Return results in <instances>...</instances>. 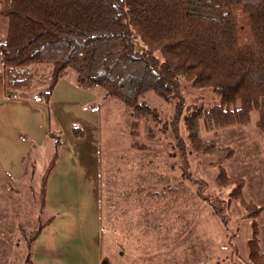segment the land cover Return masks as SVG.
Returning a JSON list of instances; mask_svg holds the SVG:
<instances>
[{
	"label": "trees",
	"instance_id": "1",
	"mask_svg": "<svg viewBox=\"0 0 264 264\" xmlns=\"http://www.w3.org/2000/svg\"><path fill=\"white\" fill-rule=\"evenodd\" d=\"M0 14L8 20L7 32L0 36L8 97H21L42 85L37 97L49 103L58 81L72 68L78 84L102 86L104 99L122 102L131 116L134 147L149 148L138 141L141 136L153 139L171 129L186 163L185 177H190L189 146L219 159L235 153L231 146L203 138V123L215 131L248 124L257 112L264 138V0H0ZM183 79L194 88H210L213 103L206 107L200 96L186 102ZM149 91L165 100L176 98L172 119H163L148 102ZM73 131L84 135L78 125ZM48 135L55 140V150L42 177L41 207L62 145L60 130L50 126ZM216 178L230 189L226 202L206 194L203 181L199 196L226 227L233 201L246 209L252 226L250 258L264 264L258 221L264 207L246 198L244 177L230 175L220 164ZM163 193L148 192L154 197ZM52 219L30 231L21 227L29 246L23 264H32V244ZM100 264L113 263L103 257Z\"/></svg>",
	"mask_w": 264,
	"mask_h": 264
},
{
	"label": "rangeland",
	"instance_id": "2",
	"mask_svg": "<svg viewBox=\"0 0 264 264\" xmlns=\"http://www.w3.org/2000/svg\"><path fill=\"white\" fill-rule=\"evenodd\" d=\"M68 75L76 78L75 70L70 68ZM96 88L105 92L102 86ZM182 92L188 103L197 96L201 97L206 107L214 101L210 88H194L184 79ZM146 99L160 111L163 119H172L176 98L165 100L149 91ZM106 105L102 111L105 134L116 137V150H120L123 140H129L130 143H125L122 153H111L113 160L118 161L112 169L114 182H110L104 159V205L111 206L112 210L116 205L113 201L122 200L125 194L127 198L130 197L131 191L134 193L137 187L147 192V196L141 192L140 210L147 211L148 215V245L140 253V259L127 258L120 264H254L249 248L251 218L247 216L246 209L233 201L228 207L230 222L226 227L213 214L210 204L199 196L198 185L203 181L206 194L226 202L230 189L221 187L216 178L218 165L221 164L230 175L244 177V195L264 207V138L256 124L257 112H253L248 124L227 125L216 129V132L206 129L203 123V138L214 139L220 146H231L235 153L230 158L219 159L217 156L198 153L189 146L191 151L188 148L187 157L190 177H185L183 172L186 163L171 129L165 135L153 139L141 136L138 141L147 143L149 148L140 150L132 145L131 116L122 112V102L113 99ZM182 128L186 137L184 126ZM187 142L189 144L188 139ZM43 174L44 169L28 178L26 186L15 183L14 189L18 194L10 189H0V264H23L26 258L29 248L27 236L22 234L18 224L30 231L48 218V213L39 215ZM159 189L164 191L161 200L150 198L154 196H149L148 192ZM16 195L18 198H15ZM114 212L119 216L117 207ZM150 213L153 214V220L150 219ZM258 221L259 246L264 253V209ZM160 234L162 242L159 241Z\"/></svg>",
	"mask_w": 264,
	"mask_h": 264
},
{
	"label": "crops",
	"instance_id": "3",
	"mask_svg": "<svg viewBox=\"0 0 264 264\" xmlns=\"http://www.w3.org/2000/svg\"><path fill=\"white\" fill-rule=\"evenodd\" d=\"M7 29L8 20L0 14V36ZM37 91L6 96L0 66V189L18 194L15 183L26 186L28 178L43 169L45 173L55 150L48 129L53 126L62 133L45 204L41 207L40 201L39 205V215L48 213L47 220L53 219L32 244V264H100L103 257L120 264L127 258L140 259L148 245V215L140 210L142 188L113 201L112 210L104 205V159L110 182H114L112 169L118 161L111 153H122L125 143H130L123 140L121 151L116 150V137L104 132L102 111L113 98L104 99V92L96 86L80 85L69 75L58 81L49 103L40 100ZM74 125L81 127L83 136L74 133ZM149 215L153 220V214Z\"/></svg>",
	"mask_w": 264,
	"mask_h": 264
}]
</instances>
